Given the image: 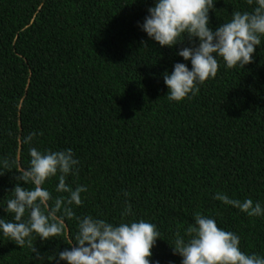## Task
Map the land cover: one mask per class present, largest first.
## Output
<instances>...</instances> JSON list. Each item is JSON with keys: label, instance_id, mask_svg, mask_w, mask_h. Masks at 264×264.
Returning a JSON list of instances; mask_svg holds the SVG:
<instances>
[{"label": "trees", "instance_id": "16d2710c", "mask_svg": "<svg viewBox=\"0 0 264 264\" xmlns=\"http://www.w3.org/2000/svg\"><path fill=\"white\" fill-rule=\"evenodd\" d=\"M153 3L0 0V158L11 162L0 175V206L16 170L28 166L30 146L71 148L79 165L67 182L87 187L75 215L118 222L127 192L134 214L127 219L148 220L161 233L152 261L181 264L170 245L195 212L238 235L241 251L264 256V216L213 199L223 191L264 205V37L251 63L226 68L220 60L195 96L169 101L163 73L176 62L191 67L176 54L190 45L185 35L181 44L161 47L138 27ZM252 7L216 0L210 26ZM30 132L42 135L22 143ZM57 182L44 185L52 196L59 195ZM0 218L12 214L0 207ZM64 223L62 236L33 240L44 264L73 242L76 220ZM35 257L27 243L0 235V264H37Z\"/></svg>", "mask_w": 264, "mask_h": 264}, {"label": "clouds", "instance_id": "9594fccd", "mask_svg": "<svg viewBox=\"0 0 264 264\" xmlns=\"http://www.w3.org/2000/svg\"><path fill=\"white\" fill-rule=\"evenodd\" d=\"M215 2L154 0L143 23L138 24L161 47L181 44L187 36L190 46L179 48L176 54L190 62L191 67L176 62L171 72L163 73L169 101L179 102L195 96L200 85L216 76L220 60L226 68H243L253 61L255 48L261 44L264 0H247L253 6L251 11L233 10L231 18L213 30L208 14ZM38 135L42 133L30 132L22 138V143L31 145ZM28 156V166L16 170L17 182L10 191L11 196L0 206L12 214L11 220L0 218V235L20 247L27 243L36 254L37 264H44L45 257L33 247V240L58 238L63 235L65 220L75 219L73 242L68 244L70 247L47 256L50 264L61 261L66 264H159L150 258L161 233L148 220L127 219L134 215L127 192L118 222L93 215L76 216L73 208L83 203L81 194L87 192V187H73L67 182V177L75 175L79 165L73 150H41L30 146ZM10 169L9 158H0V175ZM52 178L58 181L54 188L59 194L56 196L44 187ZM213 199L249 217L264 216V205L251 198L240 200L217 191ZM192 219L185 235L176 233L170 245L173 253L181 257V264H264V256L241 251L239 236L218 227L212 216L195 212Z\"/></svg>", "mask_w": 264, "mask_h": 264}]
</instances>
